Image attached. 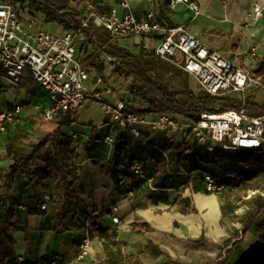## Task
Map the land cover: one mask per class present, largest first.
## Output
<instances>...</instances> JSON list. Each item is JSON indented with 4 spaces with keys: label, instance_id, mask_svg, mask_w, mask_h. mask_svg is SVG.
<instances>
[{
    "label": "crops",
    "instance_id": "1",
    "mask_svg": "<svg viewBox=\"0 0 264 264\" xmlns=\"http://www.w3.org/2000/svg\"><path fill=\"white\" fill-rule=\"evenodd\" d=\"M88 1V14L106 13L120 3V0ZM170 1L130 0V8L139 20H147L153 13L170 28L186 26L188 33L240 65L245 63L254 69L264 56V53L260 55L264 47V18L253 22L250 17L256 6H264V0H194L200 7L199 14L185 5L173 8ZM162 38V34L155 33L126 38L120 43L134 54H140L143 45L152 48ZM253 50H256L254 57ZM33 82L27 74L21 84ZM13 90L2 96L5 107L17 102L22 104V94ZM6 95L8 98L4 100ZM22 105L25 114L22 113L21 119L11 124L6 133L0 134V219L9 211L15 215L8 234L14 242V260L39 264L53 257L73 258L89 219L110 229L127 249V254L139 256L142 264H208L209 261L239 264L258 249V223H249L244 235L247 224L241 223L243 216H236V211L224 215L226 205L220 195L208 193L203 178L197 175L200 160L194 157L192 147L185 160L177 156L176 161L171 162L166 148L183 144L182 140L174 146H166L175 143V133L166 140L164 131L152 132L148 126H141L144 140L130 134L124 136L118 127H112L110 117L101 107L90 113L87 108L94 106L91 104H84L72 115L71 126L62 129L73 140L72 149L76 151V173L69 178L72 196L59 193L56 177L43 182L49 191L38 184L37 178L28 179L24 175L10 186L4 179V174L14 164L9 147L19 149L20 143L26 140V129L32 119L47 122L44 127L50 129L48 136L59 129L58 122L62 118L49 122L40 120L37 109L33 107L34 113L26 110L31 102ZM48 107L50 105H43L40 110ZM111 134L114 144L105 141ZM119 135L123 139L117 142ZM132 162L141 164L145 172L155 178V190L128 174L127 165ZM38 163L36 169L47 168L46 163ZM128 185L133 189V196L127 193ZM47 194L52 196L48 210L31 215L30 210L39 208ZM112 216L119 217L118 228ZM148 242L155 247L147 248ZM158 249L163 252L160 256L155 255ZM105 256L102 243L93 235L90 256L77 264H109L103 263ZM132 264H136L135 260Z\"/></svg>",
    "mask_w": 264,
    "mask_h": 264
},
{
    "label": "built area",
    "instance_id": "2",
    "mask_svg": "<svg viewBox=\"0 0 264 264\" xmlns=\"http://www.w3.org/2000/svg\"><path fill=\"white\" fill-rule=\"evenodd\" d=\"M178 5L189 7L195 14L200 13V7L194 0L170 1L171 7ZM250 17L253 22L264 18V6H256ZM91 19L99 27H104L113 40L162 34L163 38L156 46L149 48L143 45L142 49L181 69L208 95H240L245 99L256 91H264V77L255 74L249 65H240L213 50L188 33L184 25L170 28L153 13L147 20H139L130 8V0H120L119 6L106 13L88 14L83 28L89 27ZM48 29L47 23L27 4L0 0V134L18 122L24 110L21 102L5 107L2 96L17 88L28 74L50 97L51 106L42 110L46 121L72 116L84 104H91L101 107L110 117L113 128L127 131L138 140H144L141 126H148L152 132L170 130L179 134L186 156L190 155L193 144L206 147L210 152H264V117L252 118L244 111H230L202 114L198 121H192L173 112L146 114L128 110L123 94L106 84L102 77L92 79L86 65L77 59L79 34L51 33ZM255 52L253 50V57ZM105 141L114 144L113 135L106 136ZM127 172L133 179L155 188V178L149 176L141 164H129ZM224 178L206 174L203 179L206 191L221 194L225 189ZM126 188L128 195L133 196L131 186ZM51 201L52 196L45 195L43 203L39 208L31 209L30 214L47 211ZM112 221L117 228L121 224L118 216H112ZM92 245L93 234L89 223H86L85 234L73 258L53 257L39 264H77L90 256ZM10 264L26 263L24 259H17Z\"/></svg>",
    "mask_w": 264,
    "mask_h": 264
},
{
    "label": "trees",
    "instance_id": "3",
    "mask_svg": "<svg viewBox=\"0 0 264 264\" xmlns=\"http://www.w3.org/2000/svg\"><path fill=\"white\" fill-rule=\"evenodd\" d=\"M14 2L27 4L29 9L42 17L45 23L56 25L61 29V32L78 33L77 59L86 65L94 78L102 77L105 83L111 77L122 80L126 88L123 98L130 111L146 114L173 112L192 121H198L202 114H220L230 111H244L252 118L264 117V104L253 103L249 97L243 99L240 95L213 97L204 91L196 94L190 89L188 78L185 79L182 91H172L163 86L154 75V71L156 67L165 65V62L155 57L151 51L142 49L140 54H134L121 45L120 42L123 39L113 40L104 27L96 26L94 19L89 21L88 28H83V23L88 18V0H14ZM109 69L111 74L107 76L106 72ZM177 72L180 75L184 73L179 69ZM253 72L264 75V56L258 60ZM114 89L116 90V88ZM72 123L71 115L63 116L58 122L59 129L40 140L29 152L9 147V151L14 157V164L4 174V179L9 185L12 186L20 175H24L28 179L37 178L38 184L45 191H49L43 182L56 177L59 193L72 196V183L69 178L76 173L74 163L76 151L72 149L73 140L62 132L63 128L70 127ZM123 133L124 136L125 134L129 135L127 131H123ZM122 139L123 136L119 135L117 142ZM183 146L184 142L175 148H166L168 159L171 162H175L177 156L181 161L190 156L183 154ZM51 150L54 152L53 158H49ZM120 151V146H117V152ZM239 153H241L239 164L248 171V175L243 176L242 179L254 181L264 178V152ZM225 155V152L218 151L216 163L230 161ZM38 162L46 163L47 168L36 169L35 166ZM247 207V212L240 220L241 223L247 224L243 234L247 233L249 223L256 221L259 225V246L254 253L248 255L239 264H264V197H253L247 203ZM223 210L226 215L234 213L237 207L228 206ZM14 218V213L9 211L0 219V264H10L15 259L14 242L8 236L13 227ZM88 223L94 237H97L103 245L106 255L102 260L103 263L132 264V260H135L136 264H142L139 256L134 257L127 254V249L115 239L110 229L100 226L95 219H89ZM136 227L147 228V226L138 225ZM153 247L155 246L148 242L147 248L153 249ZM162 254L163 252L159 249L155 252L156 256ZM208 264L215 263L209 261Z\"/></svg>",
    "mask_w": 264,
    "mask_h": 264
},
{
    "label": "rangeland",
    "instance_id": "4",
    "mask_svg": "<svg viewBox=\"0 0 264 264\" xmlns=\"http://www.w3.org/2000/svg\"><path fill=\"white\" fill-rule=\"evenodd\" d=\"M47 26L49 27L48 30L51 33H58V32L61 33V29H59L56 25L47 24ZM263 53H264V47L261 50L260 55H262ZM164 62H165V65L163 66L160 65L156 67L154 71V75L157 77L158 81L163 86L167 87L168 89L172 91H182L184 89L185 79L188 78L190 89L196 94H199L200 92H202L201 88L199 87V85L193 78H191L185 73L180 75L177 72V69H179L178 67L172 65L171 63L167 61H164ZM110 74H111V70L109 69L106 72V75L109 76ZM93 78L94 76L92 77V79ZM106 84L111 85L113 88H116V90L119 93H122V94L125 93L126 88L123 85V81L120 79H117L116 77H111L109 80L106 81ZM13 91L16 94L17 93L22 94V98H23L22 104H27L28 101L31 102V106L27 107L28 109L26 110L34 113V111H32L34 107V109L35 110L37 109L36 111H38L37 118H40V120H45L43 116V112L40 110V108L43 105L51 106L50 97L48 96L46 91H44L35 82L30 83V85H27L25 83L20 84ZM29 91H31L30 94L28 93ZM248 97L251 99L253 103L264 104V91H256L253 95H250ZM7 98H8L7 95L4 96V100H7ZM98 108L100 109V106L94 105V106L88 107L87 110L90 113H94L98 111ZM25 112L26 111H24L23 113L25 114ZM32 120H33L32 124L29 125L26 129V132H27L25 133L26 142L25 141L21 142L20 143L21 145H19L18 147L25 151H30L33 146L37 145L40 140L46 137V133H48V131L50 130V129H45L44 127V125H46L47 122L34 120V119ZM28 131H30V133H28ZM173 133L174 132L170 130L166 131L164 133L166 140L169 138H172ZM174 138H176V140H174L175 143L172 142L170 143V145H166L167 147L174 146L180 141H182V137H180L179 134H176ZM192 148L194 149V157L197 158L198 156L200 160V163H198L199 164V171L197 172L198 177H202L204 179V175L206 173H210L214 175L215 177H225L223 181L225 185V189L219 195L227 208L228 206L237 207L236 212L238 213L236 214V216L239 217V216L245 215V213L248 210L247 203L250 202L253 197L255 196L264 197V178H259L254 181H248L247 179H241V177L244 178L243 176L248 175V171L246 170V168L239 164V157L241 153L234 152V151H226L225 156L229 158L230 161H228L227 163L217 164L216 163L217 152H210L207 150L206 147H197L196 145H193ZM53 156H54V152L53 150H51L49 153V158H53ZM228 175L230 177H226ZM54 198L58 200V197L56 195Z\"/></svg>",
    "mask_w": 264,
    "mask_h": 264
}]
</instances>
